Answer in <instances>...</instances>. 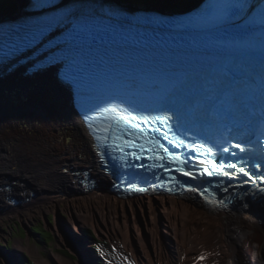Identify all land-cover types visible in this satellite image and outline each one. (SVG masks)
I'll use <instances>...</instances> for the list:
<instances>
[{"label": "bare ground", "instance_id": "bare-ground-1", "mask_svg": "<svg viewBox=\"0 0 264 264\" xmlns=\"http://www.w3.org/2000/svg\"><path fill=\"white\" fill-rule=\"evenodd\" d=\"M159 1L173 10L187 6L186 0ZM11 73L0 79V169L17 178L25 176L33 181L25 182L26 187L44 192L21 216L29 219L66 210L74 225L72 238L88 225L99 234L122 238L138 256L159 262L184 254L185 264H243L244 260L252 264L248 257L253 252L254 264H264V219L253 205L231 191L223 192L215 204L167 190L146 191L133 198L111 192H70L62 198L61 191L84 186L78 164H99L108 151L103 141L95 139L96 129L102 127L81 87L90 84L68 81L65 69L47 74ZM88 123L93 124L92 130ZM25 186L21 183L14 188ZM1 187L0 200L9 199L11 191ZM58 227L54 228L60 239L67 240L66 223ZM75 241L89 260L90 245L85 249L82 237ZM25 246L40 255L37 247Z\"/></svg>", "mask_w": 264, "mask_h": 264}, {"label": "snow or ice", "instance_id": "snow-or-ice-1", "mask_svg": "<svg viewBox=\"0 0 264 264\" xmlns=\"http://www.w3.org/2000/svg\"><path fill=\"white\" fill-rule=\"evenodd\" d=\"M246 6V0H240V3L235 5L232 9L229 11L232 15H238L239 13L244 11V8ZM48 7L56 9L59 6L55 4V2L48 5ZM74 15V14H70ZM68 19V16H65L63 20H61L60 23H64V20ZM60 23L56 24V26L51 30H58L60 27ZM250 25H252L250 23ZM49 31V32H51ZM48 32V33H49ZM103 113H109V115H103ZM103 113L101 115V118L104 121V126L102 129L97 128L96 132L98 133L95 136V139L98 141H103L105 144V147H112L117 151H124L125 147H132V148H139L141 151H145V147L143 144H138L136 141L138 139H146V143L150 145H154V147H150L147 150L152 152H158L163 151L166 155H160L157 156V159L164 160L166 157L170 158L169 162H173L176 158L168 151L167 148H164L163 145H161L158 141H153L151 138H145L143 129L141 128V124H148L150 121L147 118L143 117H137L132 114V112L128 111L127 109H124L122 111H119L116 107H110L105 108L103 110ZM170 118L165 115L163 117L157 116L155 117V120L160 121L161 123H166ZM89 130L93 129V124L88 123ZM104 133V134H99ZM128 137H131V139H128ZM111 141V144L108 142ZM183 145V141L176 144L177 147H180ZM201 148H204V145H200ZM232 147H235L239 149L241 152L245 151V148L241 146V144L237 143L232 145ZM221 151L228 153L230 151L229 148L225 147L222 148ZM233 156H235V153H231ZM103 155V153H101ZM134 158L139 159L140 157L137 156L135 152L130 153ZM205 155H215L213 152V149L211 147H208L205 149ZM150 159L153 157H149ZM182 163V162H181ZM206 166L202 168L198 176L199 177H216L220 178L221 180L223 178H227L229 181L234 179H239V177L242 175L247 178L245 181L251 182L256 185L257 191L260 193H264V187H260V184L257 183V181L264 182V174H261L260 176H254L251 174L245 167L238 166L237 164H217L215 161H205L202 162ZM160 167H164L163 164L160 165ZM209 167L211 168V171H209ZM259 168L260 165H257ZM177 171H181L183 175L190 176L193 179L198 178L196 174L182 171V169L177 168ZM231 170V171H230ZM218 187L220 185H217ZM141 191H144V189H140ZM190 191H199V189L191 188ZM227 188H224V191H227ZM206 191V190H205ZM204 193L201 192V195ZM203 258V257H201Z\"/></svg>", "mask_w": 264, "mask_h": 264}, {"label": "rangeland", "instance_id": "rangeland-1", "mask_svg": "<svg viewBox=\"0 0 264 264\" xmlns=\"http://www.w3.org/2000/svg\"><path fill=\"white\" fill-rule=\"evenodd\" d=\"M1 9H2V4H0V10ZM129 207H130V205H129ZM23 212H26V211H23ZM9 214L14 215V216L6 218V217H4L5 215H0V220L3 221V224H0V240L2 241V242H0L1 244L7 245V241L12 239L11 232H15V231H13V229L17 226H22V228H24V230H21L20 232H21V235H23V239H25L22 241L27 245L30 242V244L37 246L40 253L46 259V261L50 262L51 264H67L68 261L71 263H75V262L79 261V260H73L68 256H64L60 252L63 250L70 249V247H69L67 241H62V240L60 241L59 240L60 235L57 233V231L54 227L59 228L58 224H63L65 222L66 228L69 231V233H74L73 224H71L69 222V220H68V217H69L68 214L69 213L66 210L51 212L50 214H46L43 217L36 215V216L29 218V219H26V217L20 218L19 215H17L16 213L14 214V212L13 213L10 212ZM141 219H144V218L141 217ZM33 227H36L37 229L42 227L43 228V230H42L43 234H40V233H39V235H37L38 233L35 234ZM87 228L90 229V233H92L96 236H99L101 239H105V240L110 239L108 237V235H105L104 233L99 234L92 227H87ZM45 230H47V231H45ZM20 232H18L17 234H19ZM23 232H25L26 235H24ZM51 232L53 233L55 238L52 241H50L49 244L45 243V241L43 240L44 239L43 236L47 237V239L50 240L53 238ZM79 232L81 234L83 233L82 230H79ZM77 234H79V233L77 232ZM86 234H88V231ZM75 238H78V236H75ZM161 238H163L162 240H164V241H168V240L164 239V237H161ZM111 239H118V237L117 238L111 237ZM18 240H21L20 235H18L17 237H13L12 248L16 249ZM28 240H30V241H28ZM162 244L164 247H166L164 242ZM47 245H52L53 247L48 248ZM7 252L8 251H4V252L0 253V263L6 264V262L3 261L2 254L7 255ZM23 253L25 254L26 257H28L30 260H32L35 264H40L38 262V255L37 254L30 253L28 250L26 252H23ZM251 256H252V259L250 261L252 263L253 262L256 263V258H255V255L253 252H252ZM243 264H245V263H243Z\"/></svg>", "mask_w": 264, "mask_h": 264}]
</instances>
